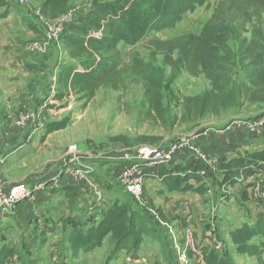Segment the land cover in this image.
<instances>
[{
    "label": "rangeland",
    "instance_id": "374dc122",
    "mask_svg": "<svg viewBox=\"0 0 264 264\" xmlns=\"http://www.w3.org/2000/svg\"><path fill=\"white\" fill-rule=\"evenodd\" d=\"M94 1L69 0L68 13L74 15L72 18L74 19L92 8ZM219 1L211 0L209 4L198 7L196 11L185 13L175 27L150 32L146 39L135 45L120 42L122 59L130 70L133 69L132 75L125 77V82L119 90L101 88L95 98L85 106L84 101L78 99L74 91H71L63 101L54 98L62 89L58 85V78L67 54L60 37L50 43L46 42L45 38L53 21H48L44 17L40 5L42 0H29L25 5L16 0H6L10 6L25 12L24 18L29 28L39 36L33 50L43 56L48 55L49 59L45 65L38 62L39 65H33L37 72L42 71L44 76L38 85L37 95L29 106L30 111L36 110L40 113L43 125L40 126V123L35 121L36 129L26 144L18 142L11 145L10 142L3 146L0 153V157L5 159L8 178H17L16 182L39 180L46 182L44 189L39 191L46 194L45 207L40 209L29 207L28 210L24 201L20 203L19 211L14 209L8 216L0 217V250L6 244L14 247L22 256L9 257L5 264H166L163 254L169 252L171 248L166 249L170 238L179 255V259L174 260L172 264H206L201 252L204 246H214L228 252L236 264H259L256 257L235 251L229 232L245 223L256 222L258 213L264 211L262 192L253 187L254 181L261 180L264 188V169H257L255 172L257 176L251 179L252 183L241 180L227 186L224 182L221 183L218 171L216 172L218 177L209 181L210 191L205 196L198 193L195 195L192 191L177 199L172 197L170 199L171 194L164 189L163 192L166 193L164 202L168 203V209L164 211L166 214H175L169 225L171 235H147L137 251H121L112 256L113 239L108 236L102 247L81 252L78 257H74L68 243L72 226L80 223L85 225L91 218L87 213L74 214L77 207L68 206L63 191L64 183L60 180L61 158L69 144L77 143L83 148L95 149L100 154L141 145L166 146L207 128L223 131L235 122L238 128L241 121L246 123L264 114V90L252 87L250 74L254 67L246 58L248 50L254 45L261 55V65L264 67L263 13L260 16H253L248 21L229 24L228 32L223 36L225 45L220 48V54L226 60L222 63L224 69L220 72L214 69L228 84V88L245 86L251 92L247 96H242L238 106L222 110L217 115L207 116L195 122L180 121L184 112V97L202 95L212 89L214 70L208 69L199 76H192L186 72L178 51L173 54L174 64L167 63V55L156 53L157 49L149 40L152 38L169 40L187 33L199 34L211 19ZM147 77H156L162 84L164 102L170 114L167 125L153 126L142 121L147 109L144 86ZM24 111L20 108L14 116L13 122L18 127L19 114ZM3 113L4 110L0 108L2 122L5 124L6 115ZM65 117L70 118V126L42 140L47 122ZM257 148H259L257 145L250 146L241 153L252 152ZM209 160L212 159L209 157ZM151 173L152 171L145 173L146 179ZM97 175L101 178L99 171ZM103 179L109 188L104 185L102 194L108 193L111 197L117 196L122 203L135 205L121 183L106 177ZM90 186L87 204L98 207L94 196L95 188ZM109 189H113L116 194L112 195ZM257 200L262 202H259L261 205L253 206ZM178 203H181V207L174 213L173 209ZM208 203L212 208H202ZM151 204L146 195L144 205L152 207ZM181 240L185 242L183 244L185 247H182Z\"/></svg>",
    "mask_w": 264,
    "mask_h": 264
},
{
    "label": "trees",
    "instance_id": "16d2710c",
    "mask_svg": "<svg viewBox=\"0 0 264 264\" xmlns=\"http://www.w3.org/2000/svg\"><path fill=\"white\" fill-rule=\"evenodd\" d=\"M0 2L5 5L4 0ZM211 0H95L92 8L71 20L60 39L67 58L61 68L58 85L62 88L54 96L63 101L71 91L78 99L88 105L101 88L119 90L127 75H132L121 56L119 43L135 45L146 39L153 31L175 27L187 12H194L198 7L209 4ZM69 0H42L41 11L48 21H56L68 12ZM264 13V0H220L211 19L199 34L187 33L169 40L150 39L156 53H165L167 63L174 64V52L178 51L186 72L199 76L203 71L224 69L225 58L220 54L224 47L223 36L229 24L248 21L253 16ZM101 32V34H99ZM252 63L250 81L253 88L264 90V67L261 55L253 45L246 57ZM219 72H212L213 87L202 95L185 96L182 123L199 121L204 117L219 114L239 105L243 95L251 91L248 88L232 86L220 78ZM147 109L142 121L153 126L167 125L170 114L164 102L162 84L156 77L144 80ZM70 118L47 122L46 132L42 137L63 131L70 126ZM249 151V150H248ZM257 169H264V148L245 152L224 159L220 166L221 183L234 185L241 180L253 177ZM159 176L165 190L193 191L204 195L209 192L208 183L217 175L201 162H178L172 167L160 169ZM161 190V192L165 191ZM63 191L68 206H77L79 191L77 187L64 184ZM122 203L111 197L106 204L98 208L87 224H74L68 237V243L74 257L81 252L93 251L104 245L108 236L113 239L112 256L121 251H137L147 235H171L172 220L161 208L139 204ZM46 233H44L45 235ZM234 249L239 254L256 257L259 264H264V211L257 215L254 223H245L229 232ZM163 257L166 264L179 259L174 249L172 238L169 240ZM206 264H236L228 252L214 246H204L201 250ZM171 254V255H170ZM20 256L18 250L4 245L0 250V264H5L9 257ZM22 258V256H20Z\"/></svg>",
    "mask_w": 264,
    "mask_h": 264
},
{
    "label": "crops",
    "instance_id": "0c3cea01",
    "mask_svg": "<svg viewBox=\"0 0 264 264\" xmlns=\"http://www.w3.org/2000/svg\"><path fill=\"white\" fill-rule=\"evenodd\" d=\"M4 2H6V0H4ZM6 3L3 5L0 2V102H2L0 108L4 110L3 114L6 115V123L3 124L0 114V153L3 151L2 148L5 144L7 145L10 142L11 145L18 142H21L22 144L24 142V144H26L30 136H33L36 124L29 125L27 128H21L19 126V128L15 125V122H13L14 116L20 108L25 111L31 110L29 107L30 102L36 97L38 85L44 76L43 72L39 71L38 73L37 68L33 65H39L40 63L45 65L49 59L48 55L43 56L39 52L33 50L35 41L39 36L29 28L27 21H25L24 18L25 12ZM37 62L39 64H37ZM203 143L205 144L207 153L212 159L208 162V166L216 175V172L219 171L218 165L221 164L224 159L242 154L241 151L248 149L250 146L257 145L259 148H264V137H258L256 135L252 136L247 130L238 127L232 132H227L222 138H215V140H208ZM216 160H218L219 163L216 162ZM172 165L173 164L168 167H172ZM96 166L97 172L99 171L101 174V178L99 176L97 177L99 180L106 177L109 180L113 179L117 181L112 177L113 169H116L117 166L101 162L97 163ZM159 172L160 170H156L151 173L150 177H147L145 182L146 195L151 200V206L153 205L155 208L161 207L166 211V209H168V203L164 202V199H166V193L161 192V190L165 189V186L161 181ZM256 176L257 175H254L253 177L248 178L247 182L252 183L253 180L251 181V179H255ZM16 179L17 178L14 177L8 178L5 168L0 174V181L5 184L15 183ZM104 182L105 187H108L107 182L105 180ZM251 188L252 187L249 188V194L251 193ZM90 189L91 187L86 185L85 188L79 191L76 206L77 210H75L74 214L81 212V215L87 213V216L92 217L99 211L97 207H92L87 204L89 199L88 190ZM109 190L112 195L116 194L113 189ZM168 193L171 194L170 199L171 197L177 199L185 193H192V191H168ZM193 194L197 195L195 192H193ZM44 195H46L44 192H36L33 201H26V208L29 210V207L30 209H40L45 207L46 197ZM203 196H205V194ZM259 202L261 201L257 200L252 205L260 206L262 202ZM177 205L178 206L173 209L174 213L175 210L178 211L180 209L181 203H178ZM19 207H21V204L15 206V211H19ZM202 208L210 209L212 207L211 204L208 203ZM215 208H217V206H215ZM14 209L11 210V212H14ZM8 215L9 212H5L1 213L0 217ZM167 216L171 219L175 214L171 215L168 213ZM181 243L182 247H185L183 245L185 244L183 240H181Z\"/></svg>",
    "mask_w": 264,
    "mask_h": 264
},
{
    "label": "built area",
    "instance_id": "2783aa9c",
    "mask_svg": "<svg viewBox=\"0 0 264 264\" xmlns=\"http://www.w3.org/2000/svg\"><path fill=\"white\" fill-rule=\"evenodd\" d=\"M28 1L16 0L22 5H25ZM73 16L67 12L62 18L53 21L46 35V42L50 43L53 40H58L67 24L73 20ZM35 121H38L40 126L43 125V120L37 111L29 110L19 114L18 124L21 128L36 124ZM237 125V122H235L223 131L207 128L184 136L166 146L141 145L104 154L98 153L95 149L83 148L77 143H72L64 150L61 158L60 180L66 185L77 187L78 191L85 188L86 185L89 187H91L90 185L94 186L96 192L94 196L99 208L106 204L109 195L108 193L102 194L105 182L103 179L99 180L97 178L96 164L99 162L108 163L109 165L114 164L117 168L113 169L112 177L121 183L139 204L144 205L146 202V172H154L178 162H201L208 165L210 156L203 142L222 138L227 132H232ZM239 128L247 130L252 136L264 137V114L246 123L241 121ZM4 168L5 159L0 157V174ZM91 181L94 182L91 183ZM262 184L261 180H257V182L254 181L253 187L256 190H261L260 192L264 197ZM45 186L46 182L43 180L31 183L18 181L11 184L0 181V214L11 212L20 203L32 200L36 192L43 190Z\"/></svg>",
    "mask_w": 264,
    "mask_h": 264
}]
</instances>
